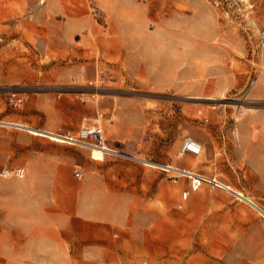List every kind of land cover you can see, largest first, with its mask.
Listing matches in <instances>:
<instances>
[{
  "label": "rangeland",
  "instance_id": "obj_1",
  "mask_svg": "<svg viewBox=\"0 0 264 264\" xmlns=\"http://www.w3.org/2000/svg\"><path fill=\"white\" fill-rule=\"evenodd\" d=\"M48 1L0 0V168L32 164L44 182L31 236L26 195L0 184V264H264V0H55L47 23ZM96 124L118 154L50 149V131ZM13 133L47 147L18 149ZM185 135L204 139L200 154H179ZM157 164L228 191L182 200L189 178ZM54 175L79 216L53 217Z\"/></svg>",
  "mask_w": 264,
  "mask_h": 264
},
{
  "label": "crops",
  "instance_id": "obj_2",
  "mask_svg": "<svg viewBox=\"0 0 264 264\" xmlns=\"http://www.w3.org/2000/svg\"><path fill=\"white\" fill-rule=\"evenodd\" d=\"M42 8L51 12V17H49V18H47V20H45L47 23L50 19L51 20L55 19V0H49L48 2H46L44 7H42ZM52 25L55 26V23L52 22ZM54 73H55V70H54ZM119 110L117 111V114L115 116V119L118 121L116 131L119 129V123L122 121L121 116H123V114H124V109L121 108V111H119ZM11 122H13V121H11ZM90 126H95V125H90ZM103 131H104V129H103ZM13 135L15 137H20L18 149H44L45 147H47V145H45V141L40 139V138H35L33 136L22 138L23 136L20 133H13ZM185 136H187V135H185ZM184 137H183V139H184ZM193 138L196 139L200 143L201 142L203 143V141H204V139L202 137L197 136V135H195V137H193ZM104 142L106 143L105 131H104ZM202 143H201V145H202V149H203ZM71 147H73V146H70V145H67L64 143L55 142V146L51 145L50 149H68ZM202 149H201V152H202ZM114 150L118 151L117 149H114ZM118 153H119V151H118ZM122 155L123 156L128 155V156H130V158H133V156H134V154L130 153V152H127V155H125V153L124 154L122 153ZM54 161L57 165H60V164L71 165V164L76 163L75 157L73 155H70V154H67V155L61 154L58 157H55ZM157 165L171 166L170 164H157ZM3 166H8V165H3ZM12 166H21V165H12ZM33 167H32V164H29L27 166V172H26L25 176L22 178H6V179L2 178L3 180H0V184H4L7 186H18V187H20V191H22V193L24 195H26V197H27V200L25 201L26 203H23L20 206L19 210L21 211L22 215H24L25 218L26 217L27 218L32 217L33 213H35V214H34V218H31L33 220L28 221L26 219V221L22 223L21 233H23V234L25 233V234H28L30 236L38 233L39 229H41L43 227V222H42L41 217H42V212L44 209V195H43L44 182L41 179V177L39 176V173L37 172V170ZM155 167H157V166H155ZM172 168H176L178 170L182 169L185 171L192 172L191 170H188L186 168H180L177 166L172 167ZM193 173H195V172H193ZM195 174L204 176V177L209 178V179L218 180L217 178L208 176L206 174H202V173H195ZM218 181L223 186L225 185V183L221 182L220 180H218ZM49 185L51 186L50 205L54 211L53 217H55V212H57L59 210H62L63 213H65V215L69 216V217L79 216L76 213V206L74 205V202L72 201V197H70V187H71L70 180L68 178L61 180V179L55 177V175H54L52 177ZM204 186H207V185L204 184L202 187H204ZM213 190L228 191L226 189H213ZM235 195L240 201H242V202H244V203H246L249 206L254 208L255 203L252 201V199H250L247 196H242V197H244V199H241L237 196L236 193H235ZM249 202L253 203V205L250 204ZM9 207L11 208V205ZM52 225L55 226V222Z\"/></svg>",
  "mask_w": 264,
  "mask_h": 264
},
{
  "label": "built area",
  "instance_id": "obj_3",
  "mask_svg": "<svg viewBox=\"0 0 264 264\" xmlns=\"http://www.w3.org/2000/svg\"><path fill=\"white\" fill-rule=\"evenodd\" d=\"M8 103L14 108H21L24 105V98L16 93L11 92L7 95ZM46 138L57 143H64L70 146H76L80 148L90 149L92 146L101 147L104 143V131L99 125L95 126H83L73 131L70 129L57 128L55 131H50L49 136ZM202 149L201 143H199L192 136L187 135L184 137L181 147L180 155L183 154H200ZM105 154H118V153H108L104 150ZM110 152V151H109ZM165 173L170 174V179L172 182L176 183L180 177L189 178V188L184 190L181 194L182 200H186L192 192L199 190L204 184L211 189H225L223 185L216 182L214 179H209L204 176L195 174L190 171H185L182 169L173 170L168 165H157ZM26 174V169L23 166H3L0 168L1 178H22ZM73 175L75 178H81V171L79 169H74ZM238 196V195H237ZM244 199L242 196H238ZM253 205V203L249 202ZM262 214V213H261ZM264 218V215L262 214Z\"/></svg>",
  "mask_w": 264,
  "mask_h": 264
},
{
  "label": "bare ground",
  "instance_id": "obj_4",
  "mask_svg": "<svg viewBox=\"0 0 264 264\" xmlns=\"http://www.w3.org/2000/svg\"><path fill=\"white\" fill-rule=\"evenodd\" d=\"M94 147H96V148H99V149H102V150H104V149H105V145H104V143L102 144V146H101V147H97V146H94ZM175 170H178V169H175Z\"/></svg>",
  "mask_w": 264,
  "mask_h": 264
},
{
  "label": "water",
  "instance_id": "obj_5",
  "mask_svg": "<svg viewBox=\"0 0 264 264\" xmlns=\"http://www.w3.org/2000/svg\"><path fill=\"white\" fill-rule=\"evenodd\" d=\"M128 156V155H127ZM128 157H130V156H128Z\"/></svg>",
  "mask_w": 264,
  "mask_h": 264
}]
</instances>
